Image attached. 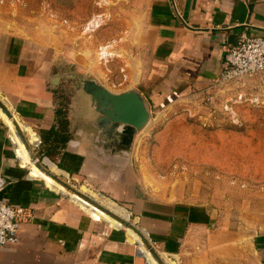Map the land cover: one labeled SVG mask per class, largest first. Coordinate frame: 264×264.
Returning <instances> with one entry per match:
<instances>
[{
	"label": "crops",
	"instance_id": "crops-1",
	"mask_svg": "<svg viewBox=\"0 0 264 264\" xmlns=\"http://www.w3.org/2000/svg\"><path fill=\"white\" fill-rule=\"evenodd\" d=\"M144 21L141 65L131 61L140 81L110 84L100 73H85H94L108 89L135 88L144 97L139 85L166 80L169 72L211 80L223 70L228 45L244 32L264 34V0H151ZM18 43L11 38L7 50H0V99L11 112L9 116L0 107V176L7 180L0 200L24 207L28 217L19 242L0 254V264H151L133 230L125 225L122 229L121 221L83 197L68 196L66 187L39 167L42 157L56 166L58 171L46 163L63 182L62 176H68L109 196L104 202L132 204L136 227L150 236L166 264H264L263 227L249 226L207 204L138 195L130 162L110 164L98 152L93 122L99 114L82 88L74 90L69 106L66 147L53 143L54 158L45 156V148L52 147L47 132L57 123L60 84L54 81L52 64L26 62L25 49ZM125 68L124 73L127 64ZM43 137L47 146H35Z\"/></svg>",
	"mask_w": 264,
	"mask_h": 264
},
{
	"label": "rangeland",
	"instance_id": "rangeland-1",
	"mask_svg": "<svg viewBox=\"0 0 264 264\" xmlns=\"http://www.w3.org/2000/svg\"><path fill=\"white\" fill-rule=\"evenodd\" d=\"M150 2L0 0V50H7L10 39L17 38L26 62L52 64L60 78L58 105L64 103L69 110L81 80L95 75L87 70L102 74L110 84L140 81L131 61L141 65ZM104 47L115 54L100 59ZM126 64L129 69L124 73ZM169 73L166 80L139 85L145 89L150 121L135 136L131 150L134 190L170 202L207 204L264 228V73L230 81L220 80V75L210 80ZM120 88L110 87L115 92ZM46 159L42 157L39 166L52 172ZM62 178L68 196L78 193L119 221L126 220L105 204L109 196L82 181ZM116 203L130 214L126 221L136 226L134 206ZM122 229H127L124 224ZM143 236L157 252L150 236L146 232ZM142 246L150 262L158 264L144 242ZM157 254L166 264V257Z\"/></svg>",
	"mask_w": 264,
	"mask_h": 264
},
{
	"label": "water",
	"instance_id": "water-1",
	"mask_svg": "<svg viewBox=\"0 0 264 264\" xmlns=\"http://www.w3.org/2000/svg\"><path fill=\"white\" fill-rule=\"evenodd\" d=\"M60 81L55 76L54 81ZM58 81V82H59ZM58 82L56 84H58ZM83 90L91 96L92 103L95 106L98 118L93 122V127L97 130L96 146L98 152L110 164H125L130 162V155L135 136L143 130L150 121V111L146 106L145 97L135 88H129L124 91L115 92L108 89L94 78H85L79 84ZM0 106L11 116L10 110L0 99ZM23 142L26 138L16 127ZM35 160L34 157H32ZM43 171L44 166H39ZM52 178L58 180L62 185L65 182L60 180L53 172L46 171ZM121 178H124L125 169L120 168ZM112 216V214H109ZM127 228L132 229L151 250L152 256L160 263L158 254L145 240L142 231L134 224L121 221ZM143 254H145L143 252Z\"/></svg>",
	"mask_w": 264,
	"mask_h": 264
},
{
	"label": "built area",
	"instance_id": "built-area-1",
	"mask_svg": "<svg viewBox=\"0 0 264 264\" xmlns=\"http://www.w3.org/2000/svg\"><path fill=\"white\" fill-rule=\"evenodd\" d=\"M261 73H264V34L244 32L235 44L226 47L220 80L230 81ZM2 121L0 117V123ZM41 142L39 138L34 145L40 146ZM6 186L7 180L0 176V194ZM27 217L24 207L0 200V254L6 247L19 242L20 228Z\"/></svg>",
	"mask_w": 264,
	"mask_h": 264
},
{
	"label": "trees",
	"instance_id": "trees-1",
	"mask_svg": "<svg viewBox=\"0 0 264 264\" xmlns=\"http://www.w3.org/2000/svg\"><path fill=\"white\" fill-rule=\"evenodd\" d=\"M61 99L63 97L61 96ZM63 102V101H61ZM68 108L64 106V103H60L57 108V123L55 126H53L47 134H49L50 137H52V147L45 148L44 155L48 157L54 158V154L56 153L55 148L53 147V143L56 145H60V148L63 149L66 147V143H68L70 139V135L68 134V127H69V120H68ZM64 132L61 139L60 133ZM45 146H47V139L43 137V142Z\"/></svg>",
	"mask_w": 264,
	"mask_h": 264
},
{
	"label": "bare ground",
	"instance_id": "bare-ground-1",
	"mask_svg": "<svg viewBox=\"0 0 264 264\" xmlns=\"http://www.w3.org/2000/svg\"><path fill=\"white\" fill-rule=\"evenodd\" d=\"M99 55H100V59H106V57L108 58V56H110V55H114L113 54V51L112 52H110V50H108L107 49V47H104V48H102L101 49V51L99 52ZM1 107V106H0ZM1 109H2V107H1ZM6 113V112H5ZM7 114V113H6ZM1 117V116H0ZM2 118V117H1ZM24 162H26V159H24ZM46 163H48L52 168H54L55 170H57L58 171V169L56 168V166L49 160V159H46ZM48 175V174H47ZM49 176V175H48ZM50 178H52L51 176H49ZM54 181H57V182H59L58 180H56V179H54V178H52ZM60 183V182H59ZM61 184V183H60ZM62 185V184H61ZM62 186H64V185H62ZM58 187V186H57ZM65 187V186H64ZM67 188V187H66ZM84 189L86 190V188L84 187ZM89 190V189H88ZM96 194V193H95ZM77 195H79L78 193H77ZM80 196V195H79ZM106 203L105 204H107L111 209H113L116 213H118V214H120V216H124L125 218H128L129 216L128 215H130L123 207H121L120 205H118V204H116V203H114V202H112V201H109V200H106L105 201ZM132 230V229H131ZM152 260V259H151ZM150 262V261H149ZM151 264H154V262H150Z\"/></svg>",
	"mask_w": 264,
	"mask_h": 264
}]
</instances>
